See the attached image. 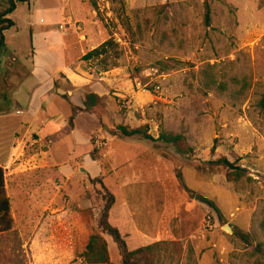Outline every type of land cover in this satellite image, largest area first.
I'll use <instances>...</instances> for the list:
<instances>
[{
  "label": "rangeland",
  "instance_id": "374dc122",
  "mask_svg": "<svg viewBox=\"0 0 264 264\" xmlns=\"http://www.w3.org/2000/svg\"><path fill=\"white\" fill-rule=\"evenodd\" d=\"M209 1L208 27L204 0H28L12 12L0 111L35 115L0 117L13 218L0 264H89L102 186L128 251L159 242L157 264H264V0ZM109 38L101 57L81 60ZM64 68L75 84L54 73ZM88 93L100 107L84 109ZM117 124L181 134L192 152L115 135ZM218 157L235 168L209 163ZM104 238L107 264H120Z\"/></svg>",
  "mask_w": 264,
  "mask_h": 264
},
{
  "label": "trees",
  "instance_id": "16d2710c",
  "mask_svg": "<svg viewBox=\"0 0 264 264\" xmlns=\"http://www.w3.org/2000/svg\"><path fill=\"white\" fill-rule=\"evenodd\" d=\"M27 2L28 0H7V5L0 9V51L5 47L6 30L15 25V22L11 19L10 15L19 4H24ZM210 3L211 1L204 0L203 23L206 27H208L211 22ZM112 44H114L112 38L105 40L99 46L87 51L82 56L81 60L91 61L101 57L106 52V49L109 48V46H112ZM101 104L102 97L95 93H88L82 99V105L86 110L100 107ZM258 105L260 108H264V94L261 95ZM72 120L73 117L70 116L67 122L69 127L72 126ZM113 133L125 138L147 140L153 144L155 142H161L170 145L177 153L182 155L192 152L191 147L188 146L185 138L181 134L160 131L158 136L154 138L148 133L146 125L129 128L127 126L117 124ZM209 163L211 165L220 166L230 170L235 168L233 162L228 161L224 157H218L214 160H211ZM178 180L182 188L187 191V188H185L179 176ZM102 190V204L98 207L91 208V210L94 212V218L91 220L92 229L89 231L86 243L83 246L81 257L89 264H107L109 261V255L104 236H109L119 250L121 256L120 264H157L156 253L159 251V242L145 245L131 251L126 249L124 240L121 238L118 229L108 222V213L114 203V197L105 189L104 186H102ZM204 201L209 204L216 212H219L211 200L204 199ZM82 213L86 212L82 211L81 214ZM12 224L13 218L11 216L10 201L5 188V171L3 167L0 166V233L9 231L12 228ZM233 231L236 232L237 235H240V232L234 229ZM240 237L245 239V236Z\"/></svg>",
  "mask_w": 264,
  "mask_h": 264
},
{
  "label": "crops",
  "instance_id": "0c3cea01",
  "mask_svg": "<svg viewBox=\"0 0 264 264\" xmlns=\"http://www.w3.org/2000/svg\"><path fill=\"white\" fill-rule=\"evenodd\" d=\"M80 69V68H79ZM78 69V70H79ZM57 70H60V71H62V73H63V75H64V78L66 79V80H68L71 84H75V82H76V80H73L74 79V77H71V76H79V74L77 73V72H74V71H72L71 69H67L68 71H66V69L64 68V69H56L55 71H54V73L57 71ZM77 70V71H78ZM76 71V70H75ZM80 71H81V69H80ZM73 78V79H72ZM75 81V82H74ZM22 82V81H21ZM20 82V83H21ZM20 83L19 84H16L15 86H13V89H14V87L15 88H20ZM0 85H1V81H0ZM34 86H36L35 84L32 86V87H29L28 88V93H30L31 91L33 92V88H34ZM15 90H18V89H15ZM32 94H34V92L32 93ZM11 113H13L14 114V116L15 115H18V117H20L21 116V121H19V123L21 124L23 121H25L24 120V116L26 115L27 116V119H29L30 120V116H32V115H35L34 114V111L33 110H30V109H28L27 108V110H26V112H24V111H22V110H20V109H15L14 111H10L9 109H6V108H3V109H1V111H0V117L1 116H8V115H10ZM55 115V117H54V120H53V122H55V120H58V122H60V123H62V124H64V122H65V117L66 116H64V118L63 117H58L57 115H56V113L54 114ZM30 127H27V129H26V131L29 129ZM71 135H73V132H71ZM86 140H77V143L78 144H80V142H85ZM86 143V142H85ZM0 150H1V152L3 151V155H7V153H8V148H6L5 150H3L1 147H0ZM75 157H77V155H74V158ZM6 159H7V156L5 157V158H3V157H0V166H2L3 167V169H5L6 168ZM5 164V165H4Z\"/></svg>",
  "mask_w": 264,
  "mask_h": 264
},
{
  "label": "water",
  "instance_id": "95a60500",
  "mask_svg": "<svg viewBox=\"0 0 264 264\" xmlns=\"http://www.w3.org/2000/svg\"><path fill=\"white\" fill-rule=\"evenodd\" d=\"M224 228H225V230H226L227 232H229V233L232 232V230H231V228H230L229 226H224Z\"/></svg>",
  "mask_w": 264,
  "mask_h": 264
}]
</instances>
